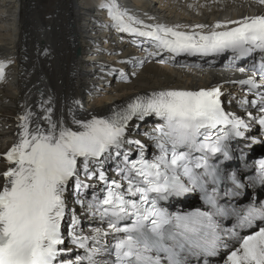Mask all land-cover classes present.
<instances>
[{"label": "snow or ice", "instance_id": "1", "mask_svg": "<svg viewBox=\"0 0 264 264\" xmlns=\"http://www.w3.org/2000/svg\"><path fill=\"white\" fill-rule=\"evenodd\" d=\"M257 2L264 5V0ZM101 7L108 9L118 30L147 38L158 50L231 51L236 58L259 52L258 64L239 69L250 72L247 79L235 83L258 96L242 100L241 105L258 108L259 116L247 114L264 127V91H260L264 89V14L182 26L145 24L117 0H106ZM8 63L0 59V80ZM222 96L220 86L154 91L107 116L77 119L73 115L75 128L68 126L63 114L53 119L51 97L46 107L41 105L46 126L39 117L33 120L30 111L18 117L22 131L4 154L8 166L0 173V264H190L189 257H203L207 264L208 257L222 252L223 264H264V203L245 207L221 203V196L238 197L245 185L235 173L227 174L221 162H210L213 157L219 161V155L231 159L227 142L244 136L250 127L245 119L226 111ZM150 115L163 123L148 134L159 154L147 159L145 145L129 133L133 119L143 121ZM132 144L139 149L136 159L124 150ZM110 160L117 161L118 179L106 170ZM259 164L258 176L251 182L264 185V160ZM226 181H231L232 189L221 192ZM100 183L102 199L95 191ZM70 188L82 206L81 193L93 190L87 209L106 228H92L89 234L77 230L80 218L67 201ZM197 189L209 211L170 213L159 206L161 200ZM229 218L235 223L224 227L222 221ZM239 229L252 231L241 235ZM66 241L84 254L64 259L73 253Z\"/></svg>", "mask_w": 264, "mask_h": 264}, {"label": "bare ground", "instance_id": "2", "mask_svg": "<svg viewBox=\"0 0 264 264\" xmlns=\"http://www.w3.org/2000/svg\"><path fill=\"white\" fill-rule=\"evenodd\" d=\"M105 2L0 0V59L11 61L6 66L4 79L0 80V173L8 166L4 154L18 142L22 131V121L18 117L30 111L35 114L33 120L39 117L42 126H46L41 105L46 107L45 102L50 97L53 119L63 114L68 126L73 128L76 127L71 123L73 115L77 119L107 116L137 96L165 89L198 90L220 86L235 100H244L243 92L233 85L234 76H225L218 69L207 66L184 68L186 62L181 60L184 52L175 54L157 47L153 53L158 54L146 55L139 68L130 71L126 81L121 80L117 68L128 65L126 58L134 50L129 45L131 40L119 37L122 31L114 26L108 9L101 7ZM117 2L145 24L211 25L217 20L264 14V5L257 0ZM118 32L120 34L116 36ZM89 49L91 52L86 54ZM108 56L113 60L106 59ZM87 95H93L92 102L83 101ZM230 100L225 101L226 105L235 109L238 104L233 100L234 103H230ZM239 113L242 118V112ZM154 116L144 119V124L149 123L145 130L147 135L155 125ZM140 123V120L133 119L131 130ZM32 127H35L34 123ZM2 182L0 177V184ZM68 206L74 210L70 204ZM74 211L76 215L80 212L79 209ZM67 221L70 222L69 218Z\"/></svg>", "mask_w": 264, "mask_h": 264}, {"label": "rangeland", "instance_id": "3", "mask_svg": "<svg viewBox=\"0 0 264 264\" xmlns=\"http://www.w3.org/2000/svg\"><path fill=\"white\" fill-rule=\"evenodd\" d=\"M91 49H89L88 51H86V54L87 53H90L91 51H90ZM106 59H111V60H113L111 57H106ZM163 66V65H162ZM98 90H95V92H97ZM100 91H101V89H100ZM101 92H103V93H105V90H102ZM223 92V91H222ZM100 96H101V94H99ZM223 95L224 96H226V98L228 97V100L231 98L230 96H228V94H225L224 92H223ZM90 97H91V99H92V97H93V95H89ZM89 96L87 95V96H84V99H83V101L85 102V103H90V102H92L93 100H91V99H89Z\"/></svg>", "mask_w": 264, "mask_h": 264}]
</instances>
